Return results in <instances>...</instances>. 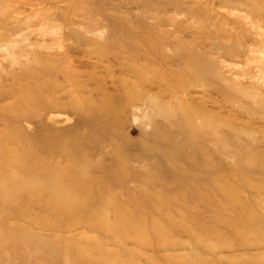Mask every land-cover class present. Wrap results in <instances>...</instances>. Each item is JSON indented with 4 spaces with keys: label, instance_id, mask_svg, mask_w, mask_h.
Returning <instances> with one entry per match:
<instances>
[{
    "label": "rangeland",
    "instance_id": "374dc122",
    "mask_svg": "<svg viewBox=\"0 0 264 264\" xmlns=\"http://www.w3.org/2000/svg\"><path fill=\"white\" fill-rule=\"evenodd\" d=\"M89 1L105 3L109 10L106 12L121 16L130 9L132 21L150 24L155 27L149 28L150 32L167 36L152 41L151 52L155 48L165 52L171 59L166 67L178 71L177 79L163 81L168 89L161 94L158 89L147 90L165 94L168 98L164 105L185 114L183 119L194 113V135L213 137L208 144L218 152L217 163L229 168H221L217 171L220 179L213 176L208 182L198 174L203 180L197 184L193 173H200L199 169L195 171L183 158H169L174 163L168 165L170 168L175 166L192 175L188 173L186 183L172 191L150 189L149 195L160 201L152 197L149 204L140 202L138 193L143 189H138L132 195L134 204L128 196L123 198L126 204L123 202L122 206L107 204L125 195L111 184L104 187L109 190L95 189L104 195L102 199L63 219L62 207L54 204L73 202L77 195L82 198L72 188L63 194L47 188L52 182L62 184L60 169L52 164L66 166L65 154L58 147L52 153L45 151V142L37 141L34 131L25 129L23 135L9 137L12 130L23 128L24 124L9 125L5 115L18 109L26 89L35 95L41 82L52 81L60 89H52L45 97L54 91L63 106H70L68 102L77 99L123 111L126 124L115 131L117 142L114 141L122 145L121 140L130 138V149L118 155L112 153L106 163L113 156L126 162V156L131 155L133 160L128 165L149 179L161 170L155 165L167 162L165 157L170 155L143 153V133L148 131L153 138L154 126L148 125L142 112L136 110L133 114V97L129 98L124 86L127 74L116 62L98 59V53L111 56L118 47H128L131 53L128 42L132 29L124 30L126 33L112 30L102 19V11L87 13L84 0H0V264H264L262 223L249 224L237 234L222 222L231 212L222 219L214 216L218 208L227 212L225 204L234 199L236 211L246 212V217L255 214L261 221L264 218V0H180V5L174 0ZM89 17L95 20L91 25L99 27L100 32H87ZM27 70L34 71L33 76ZM40 70L45 72L38 80L34 74ZM151 76L159 83L157 76ZM132 87L131 91H139ZM173 88L183 91L172 97ZM172 103L175 106H170ZM60 113L74 116L67 107ZM204 121L207 126L202 128ZM151 138L148 142L159 143L157 137ZM222 149L231 154L225 156ZM43 158L50 166L40 165L48 162ZM100 158L80 157L76 161L91 168L100 163ZM215 160L211 157L213 164ZM27 163L34 169L23 171ZM213 164L205 165L207 170H214ZM102 176L101 182L110 180L108 172ZM93 193L90 190L84 195L92 197ZM205 199L213 204L208 210L203 204ZM196 210L204 214L195 217ZM124 211L132 216L137 228L116 236L99 229L106 224L116 227L119 214ZM158 211L168 212L173 222ZM140 220H147L148 226L137 223ZM155 224L159 231H154ZM209 224L217 231L209 229ZM245 234L255 245L239 248ZM203 238L232 243L235 250L218 254L195 250L193 244Z\"/></svg>",
    "mask_w": 264,
    "mask_h": 264
},
{
    "label": "bare ground",
    "instance_id": "6f19581e",
    "mask_svg": "<svg viewBox=\"0 0 264 264\" xmlns=\"http://www.w3.org/2000/svg\"><path fill=\"white\" fill-rule=\"evenodd\" d=\"M84 1V3L88 7V11L86 10L87 13H90V11L95 9L102 11L103 13H100L103 17L102 19L106 21L109 27H113L112 30H115L116 32L118 31L120 33H126V31L128 32L130 31V29H132V37L130 39L131 41L128 42L129 47L131 46V53L130 51H127L128 47H126L127 44L125 41V47L127 50L118 47L119 49L117 48L116 51H112L113 54L111 56H108V54H106L105 52L98 53V56L100 55L98 59L99 61H104L106 63L116 62L122 72L127 74L128 79H124V86L127 90V93L129 94V98L133 97V114H136V110L142 112V114L148 118V125L154 126L152 134L153 138H151L150 132L145 131L143 133L144 137L142 136V141L145 140L142 144L145 146L144 148H142L143 153L150 155H152L153 153L155 154V156H158L162 153H168L170 156L165 157V159H168L167 162H162L160 166L155 165L154 168L160 167L161 170L158 174L152 176L149 179L145 177V173H143L142 171L133 170L132 167L128 165V162L130 164L133 160L131 158V155L126 156L128 158L126 162L122 158H116L115 156H113V158H111L112 160L106 163V159L108 158V156H111L112 153L118 155L119 153L126 152L130 149L129 142H132L130 138L128 140H121L122 145H118L117 143H115V141L117 142V139H115L114 136L115 131L122 128L124 124H126L125 114L123 111H119L112 107L108 109V107L105 108L103 106H94L93 104H87L85 101H78L77 99H73L72 101L68 102L70 106H63V102L61 101V99L54 95V91L60 89V87L53 84L52 81L48 83L44 82L43 84L41 82L40 89H38V92L35 95L31 92L32 90H30L29 88L26 89L23 92L24 97L21 104L19 105V107L17 106L18 109L14 112H8L5 115V120L9 125L11 123L24 124L23 128L16 127L15 130H12V136L9 137L17 138L24 134L25 129L29 132L34 131V134L37 133V141L41 143L45 142V145L43 147L45 151H47L48 153H52L53 150L58 147L61 148L63 154H65L67 160L66 166L52 164L60 169L62 184L59 181L52 182L48 185L47 188L52 193L61 194L70 191V189L72 188L75 190V192H78V194L82 198L80 200L77 195L76 199L73 200V202H54L56 203L54 205L62 207V211L60 214L62 215L63 219L75 214L79 208L85 207L86 205H91L94 202L102 199L104 195L96 192L95 189L109 190L110 188L104 187L111 186V184H113V187L116 188V190L118 189L119 191H124L125 195H123L122 198L120 197L122 200L113 199L110 200L111 202L109 201V203L107 204H111L112 202H115V204L117 203V205H121L124 203L126 204L123 198H127V196L130 200V203L134 204L135 202H133L132 195L138 189H143L138 193L139 198L137 199L140 202H143L144 204L148 203V201H150L152 197L154 201H160L157 196L149 195V193L152 192L150 189H156V187H159L162 191L165 192L172 191L174 189L173 187L181 186L184 182L186 183V181L190 178L188 173L192 175L191 172H188L187 170H176L175 166H173V169L170 168L168 165H172L174 163H171L169 158H172L173 160L174 158H178V160L179 158L180 160L181 158H183V160H187L189 162L188 165L194 168L195 171L199 169L198 171H200V173H193L194 176H197V184H200L203 180L200 179V176L198 174L204 175L207 182L208 178L213 176L216 179H220L217 171H221L220 169L223 167L229 168V166H227L225 163H217L218 154L216 153L218 152L212 149V145L208 144V142L213 140V137L209 138L204 133H199L198 135L196 134V136L194 135V113L188 115L183 119L185 114L178 113L175 108L168 109V107L164 105L166 101L165 99L168 98L165 94H162L163 96H160L158 94H153L151 91L147 90L158 89L157 91L161 94L168 89L166 88V82L163 81H167L169 78L173 80L175 76L178 75V71L176 69L171 70L166 67V65L171 62V59L167 55H165V52H161V50L158 51L156 48L153 50V54L151 52L152 41H158V38H160V36H167H164V34H156L153 31L150 32L149 28L151 30L155 28L150 24L145 26L142 25L141 22L132 21L134 18L130 16V9L125 12V15L123 14L124 16H121L120 14L119 16L113 14L112 12H106V9L108 10V8L106 7L105 3H98L97 1H94V3H92L89 0ZM174 3L176 5L181 4L180 0H174ZM89 20L90 25H88L89 27L87 28V32H100L101 29L99 27H94V25H91V22L95 20L90 17ZM124 25H126V27ZM129 25L131 26L129 27ZM139 41L143 43L139 44ZM113 55L115 56V58H111ZM31 70H27V72L31 74V76H33L34 71ZM44 72V70L38 71L37 74H34L35 78L41 80ZM152 73L160 80L159 83L153 81V78H151ZM129 78L131 79V81ZM113 85L115 86L117 84ZM128 85L134 86L135 89L139 88V91H131L132 86L130 87ZM52 89L54 91L53 94L50 93L51 97H45V94L52 92ZM171 91V96L177 97V94L181 93L183 90L180 91L179 89L177 90L173 88L171 89ZM170 106L175 105L172 103L170 104ZM66 107L71 109L72 115H74L73 117L66 116V114L64 116L60 113V110ZM196 118H198L197 115ZM200 118H202V116H200ZM73 119L76 120L75 123L68 125L71 120L73 121ZM163 121H167L169 122V124L163 125ZM85 124L89 125L85 126ZM84 126L85 128L90 129V131L85 130ZM206 126L207 122L204 121L201 127L204 128ZM147 135L148 138L154 140V137H157L159 143H154L151 141L148 142ZM45 137H48V139H45ZM152 150L156 152H152ZM221 153H223L225 156H228L231 154V151L222 149ZM96 156H101L100 163H97L91 168L83 166L81 161H76V159H80V157L88 159ZM211 157L216 158V160L214 161V163L216 162L215 164L212 163ZM43 159L45 161H48L47 158ZM43 159H41V161ZM208 164H213L214 170H207V166L205 165ZM40 165L50 166V163L48 161L47 163ZM202 165H204L202 169L205 170H202L200 168ZM23 167V171H31L32 169H34V166H31L30 163L23 165ZM41 168L44 169V167ZM88 169L89 172L87 171ZM104 171L108 172V177L110 179L106 180L105 183L101 182V180L103 179L102 174L104 173ZM90 190H93V196H85L84 192ZM228 194H230L229 191ZM217 196L224 197V194H218ZM207 197H210L209 194H207ZM205 200L206 203L203 204H205V209L208 210L213 204L210 203L209 200ZM233 200H230V202L225 204V210L227 212L219 210V208L217 210H214V216L221 219L224 218L228 212H231V216L222 221L225 223L228 229H230L232 232H237V234H240V228H246L247 225L256 222L262 223L264 228V218L261 221L260 218H258L255 214H251L250 217H246V212L243 213L242 210L236 211L237 204ZM157 213L166 217L168 219V222H173V220L169 219L171 217L168 212L158 211ZM203 214L204 212L198 210L194 212L195 217H198L200 215L202 216ZM119 215L120 219L116 222V227H114L115 225L113 224H106L105 226H100L99 229L103 230L105 233L111 236H116L118 234L122 235L131 232L130 230H134V228H137L136 226H134V222L131 221L132 216L128 212L124 211ZM141 222L143 223L142 226H148L149 224L147 220H140L137 223ZM124 225L126 226V228ZM212 226V224H209L208 228L216 232L217 230ZM120 227H124L125 229H122ZM153 228L155 229L154 231H159L160 227L155 224L153 225ZM187 229L184 228V231L190 232L189 229ZM245 235L247 237H244L242 241H239V248H249L250 246L255 245V242L251 241L250 236H248L247 234ZM198 240L199 241L197 243L193 244L195 250L200 249L204 252L206 250L208 252L212 251L213 254L235 250L232 243L222 244L215 240H208L207 238ZM85 253L89 254V252ZM197 256H199L198 253ZM100 260L103 261L102 259Z\"/></svg>",
    "mask_w": 264,
    "mask_h": 264
}]
</instances>
